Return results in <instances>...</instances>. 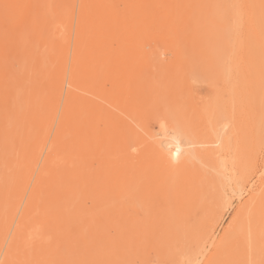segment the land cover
<instances>
[{"label":"rangeland","instance_id":"1","mask_svg":"<svg viewBox=\"0 0 264 264\" xmlns=\"http://www.w3.org/2000/svg\"><path fill=\"white\" fill-rule=\"evenodd\" d=\"M98 1L99 0H0V193H4V191L6 192V190L10 189L12 193L7 194L13 195V191H17L20 188L16 187L15 184L14 186L12 185L14 176L21 171H24L25 175L27 174L24 179L25 181H23L24 185L22 192L13 195L10 204H8L9 206L7 205V207H4L2 210L3 212H1V216H4L5 231L4 235L0 234V264H2L4 260L3 257L7 247H9L8 243H10V240L14 238L24 244L26 241L30 242L32 240H37L39 236L38 234H33L32 230L40 229L44 223L59 220L63 214H66L64 206L60 207V212L54 211L53 207L48 205L47 196L48 191L52 193V191L60 187L65 189L68 182L65 171L66 166L64 167L62 163H65L67 156L72 155V153H67V149L63 150L64 153H59L60 156L56 155L51 166L53 170H49V172L44 169L43 161L46 153L50 151L51 147L54 146L55 150L58 149V143L56 142L54 144V141L59 136L61 137L59 142L62 143L63 147H66L67 141L72 139L74 135L77 139L75 129L79 130L83 125L88 124V121L92 118L87 111L84 109L81 110L79 103H77V95L87 93L76 87V85L87 77L93 76L97 78L102 82L100 93L103 94L109 102L106 101L107 99L105 100L99 97L97 98L98 101L105 104L114 112L121 114L127 122L125 126H129L130 124L136 125L135 121H133L127 112H130V106L133 105V102L137 99V97H135L136 92H139V85H141L144 79L143 75L141 76V67L143 61L146 60L147 57H139L137 54L139 49H143V53L148 55L147 61L149 63L152 62V73L153 77L155 76L154 82L157 85H163V82H165L170 90L176 88L177 90H182V94H186L185 92L189 87L188 82L190 78V82L195 90L194 100L198 109H191L187 112L183 111L181 112V116L188 119L189 127L187 125L186 130L191 132L194 130L197 132L196 135L198 136L195 149H198L196 150L199 157L194 159V164L192 166L200 169L203 168V170L216 173L218 176H222V174L227 172L228 167L224 165L223 170L221 166L218 167L221 172L213 170L211 166L213 161L211 157H213V155L211 154L210 147L213 145V141L217 139L215 134L222 129L220 132L226 135L225 141L230 143V147L228 150L223 151L222 149L219 155L221 158L225 157L226 154L227 156L238 154V156L241 157V146L238 144L237 135L245 134L243 137L244 140H246V136H248V139H253L252 142H250L251 140H249V142L243 140L246 146L248 145L247 142L250 147L251 144L255 146L254 142H257L256 145L258 144L255 147L252 146L253 148L250 149L248 146L246 147L247 151H251L257 147L251 152L252 154H250L252 155L253 161H255L256 167L248 182L255 181L258 175L261 174V170L264 169V10L262 9L264 1L257 0L256 10L251 15V21L256 35L255 40L258 49L256 55L261 77H259V79H253L251 83H249V87H243L246 89V94L244 95V90L240 91L242 90V86H240L241 80L237 81V79L235 81L231 78L223 81V78L219 76L218 69L220 68L216 66L218 60L213 62L214 64L212 62L211 64L207 63L208 66L205 67V70L201 69V65L197 66L194 72L192 71L190 77L181 70V67H173V71H177V73L176 75H172L171 68L167 65L169 61L165 59V51H161L163 56L159 55L152 36L148 35L149 33H146L147 31L144 30V32L141 30L142 27L144 29V18L146 14L144 2H137V0H104L103 2L105 3L100 7L96 5ZM135 3H137L139 7ZM95 5L97 7H95ZM129 7H133V25L128 21L130 19L128 18L130 17ZM113 10L117 12L118 19H116L117 17L114 18L115 16H113V14L111 15ZM22 11L23 14H21ZM219 11L221 10L219 9ZM248 16H246V18H248ZM81 27L83 31H80ZM243 27H246V23H244ZM205 45H209V42L202 41L200 48ZM102 48H104V50ZM144 50L146 51L144 52ZM209 57L206 59L209 60ZM220 59L221 58H219V60ZM129 61L131 65L134 66V74H132L133 77L130 80L132 82L129 81L128 86L130 91H134L132 92V96L128 95L129 98L125 99V95L124 93L122 94V92H126L128 86L126 87L124 84L126 80L121 79L119 68L117 70L116 66H126L130 63ZM218 63L220 64V62ZM147 74L149 75L150 73L147 72ZM61 75L63 76V80L60 85L61 90L58 91L55 86L57 85V76ZM213 75L216 77H213ZM234 89L235 91H233ZM208 92H210L209 95H206ZM214 94L215 98L213 100H218V103L219 100H221L222 103L221 101L220 103L222 105L225 104L222 108H220V106L219 109H217L221 104L219 103V105H217L218 103L216 102L214 103L215 105L213 104L214 107H212L213 100L211 98H213L212 96H214ZM226 94L229 98H227L228 96ZM112 97L114 98L112 99ZM207 97L209 99H206ZM103 100L105 102H103ZM206 100H212V102H210L211 105L209 101L207 103ZM248 101L252 102L250 104V111L253 109L252 112L254 111L255 113V117L251 114V119L249 116L250 114L246 116V113H250V111L247 112L246 109H244L247 108V110H249L247 106ZM122 103H125V105ZM206 103L207 106H209L207 109L211 111V114L210 111L208 112V110L204 109ZM202 105L204 108H202ZM199 108L201 109L199 110ZM211 109L215 111V115L212 114L214 112H212ZM221 110H223V112ZM205 114L208 118L205 117ZM210 115H213L212 118ZM222 115H224V118L221 120L219 116L221 117ZM227 117L231 119V122ZM65 119L67 120L66 122H68L67 125L63 124ZM211 119H213V122H210ZM208 121L212 125L214 124V128L215 126L218 127L216 129L217 131L212 130L213 128L211 127L213 126H211ZM102 123L100 124L103 125L104 123ZM61 125L64 126L61 128ZM247 126L248 128H246ZM238 127L240 130L239 133H237ZM213 131L215 134H213ZM220 132H218V134H221ZM222 134L221 136H223ZM27 141L34 143L38 142V145H40L37 149V159L36 156L33 159L30 158V160L25 158V148L30 145L26 143ZM201 145H203L202 148ZM205 145L206 150L203 149ZM227 146H229V144ZM69 147H71L69 151L73 149L75 152L76 149L77 151L80 150L77 145V140L69 145ZM129 147L131 152L129 156H133L136 150L133 146ZM216 151L218 152V149H215L214 152ZM114 152L115 154L113 156L116 160L124 156V152L121 150H115ZM208 152L210 153L208 154ZM104 153L108 154V151L101 149L99 152H94L89 155L88 161L90 163L97 162L104 156ZM206 154L212 156L207 157ZM110 156L112 157V155ZM80 157V154L75 153L73 155L74 160H76L74 164L79 165L77 160ZM92 158L94 161H92ZM80 172L82 171L80 170L79 173ZM134 173L137 174L135 171ZM177 173H175V175L170 174V177L173 179L168 182L170 183L168 184V189L171 191L177 190V188L181 186L179 181L183 178V175L185 176V172H179L180 175H177ZM40 177L45 178L44 182H48L43 183L44 186L50 185L52 189L47 190L42 188L43 192L41 193L44 197L40 198L39 206L34 210L33 216L30 219L31 221L28 220V226H23L20 231H17L19 229L17 226L18 220L21 218L22 211L31 198L33 188L35 185L39 184ZM248 182L246 184H249ZM205 183L204 195H201V201L198 203L193 213H197L200 218L201 215L204 214V220L210 219L206 222L210 223V225H214V235L211 240L206 243L208 248L204 251V257L201 256L197 264H206L207 261H209V263L211 260L213 261L214 258L212 259L213 256L210 254L215 249V244L217 246L218 243H220L217 240L224 237L222 236L223 232L231 227L233 224L232 222L236 220L240 214H243L240 220L244 219L246 223H244L245 221L241 223V221L238 220L236 227L233 229L234 231H232V235H230L231 241L229 244L234 241L233 248L231 251H227V256H225L226 251L224 254L220 253V255L222 254L223 260L222 258L219 259L226 264H264V203L258 205L259 207L257 206L259 212L255 217L256 219L252 221L249 219V211L252 209L249 208V205H246V207L244 206V202L247 201L249 196L247 192H243L245 189L242 190L241 194L239 193L241 191L236 192L230 189L229 185H226L225 189L227 194H224L226 195V200L221 203L222 199L219 193L217 194V186L209 182ZM143 186L142 183V185L137 186V189H141ZM120 199L124 205L128 206L130 212L133 213L132 215H137L143 220V224L140 227V231H143L142 236L129 238L125 250L115 249L113 252L101 250V247L105 246L106 242L109 244L119 238L112 235L107 238L106 241L105 239L92 240L87 236L85 231H81V233L78 232L77 238L70 239L72 242L68 247L63 239L49 234L44 240L46 246L41 245L40 248L38 245L36 249L31 248L32 250L27 252L29 259L25 260L24 258L23 263L26 264L27 261V264H40L41 261H44L43 263L45 264H83L87 260L83 259L84 261H82L83 257L81 252L87 251L93 255V264H107L108 258L111 259V261L108 262L109 264H184L185 262L191 261L188 260L191 254L190 259L195 258L192 257L195 255V253H193V250H195L193 247L195 245L190 241L193 240V237L191 239L188 238L189 240L187 239L190 233L187 231L189 225H186L187 222L183 221L182 217H180L176 205L168 204L166 199L163 198L157 201L155 198L152 200H145L144 198L139 199L133 197L131 192L126 193V195L123 194ZM91 202L92 200L89 199V204ZM102 203L104 204V202ZM210 204L214 207V209L210 211L211 215L210 213H206L207 211H204L202 214L203 207L205 209V205L207 207ZM114 206L115 202L107 198L105 200V206L103 208L96 207L93 209L92 213L97 217L103 215L105 218L111 217L110 215L115 210ZM215 211L216 213H214ZM215 214L216 216H214ZM219 216L222 217L220 218ZM216 218L218 221H215ZM177 223L179 226L176 225ZM77 224L82 225V222H78ZM244 225L248 227V234H250V229L253 230V239L251 236L250 238L252 240L250 239V241L254 240L255 246H260L259 248L257 247L259 252L256 249V252L259 254L256 253L253 255L254 250L252 249H248L247 251L242 250L243 245L239 234L241 230L243 232V229L240 228H243ZM157 230L159 231L157 232ZM197 230H199V228ZM111 231L113 230L111 229L108 232ZM184 232L185 239L183 238ZM197 233L195 234L198 235ZM245 234H247V232ZM198 238L199 236H197V239ZM245 238L247 239V237ZM188 241L192 244H190V247H192L190 249H193L191 250L192 252L188 248ZM25 247H27V244L23 246V248ZM189 251L191 252L190 254L187 253ZM215 251L216 250L213 252L217 256L218 253H215ZM209 252L211 253L209 254ZM110 254H112L113 257H110ZM208 255H210V257H208ZM206 257L209 259L206 260ZM179 259L181 260L180 262ZM219 259L215 257L214 262H216V260L219 261ZM219 264H222V262Z\"/></svg>","mask_w":264,"mask_h":264},{"label":"bare ground","instance_id":"2","mask_svg":"<svg viewBox=\"0 0 264 264\" xmlns=\"http://www.w3.org/2000/svg\"><path fill=\"white\" fill-rule=\"evenodd\" d=\"M103 1L104 0H99L96 5H99L100 7L103 6V3H105ZM138 1L140 2L142 1L145 3V7L143 6L145 8V13H146L144 18V29L142 27L141 30L147 31L146 33H149L148 35L152 36L153 40L156 43V49L159 55H162L161 53L162 50L165 51L166 54L165 59L169 61L167 62V65H169V68H171L172 75H176L177 73V71H173L172 69L173 67L174 68L181 67V70L190 77L192 71L194 72L197 66L201 65V69L205 70V67L208 66L207 63L211 64V62L213 63L218 60L220 64L217 62L216 66L217 68H220L218 69L220 74L219 76L223 78V81H225V79H231V78L234 79L235 81L237 79H238L237 81L241 80L240 86H242L241 87L242 90L240 91L244 90L243 95L246 94L245 91L246 89H244L243 87L245 86L249 87V83H251L253 79H259V77H261L260 71L258 69L259 68L257 62L258 58L256 55L258 52V49L256 47V40H255L256 35H255V30L253 28V23L251 21V15L255 12L257 7L256 6L257 0H137V2ZM135 4L137 5V3ZM96 5L95 7H97ZM129 8L130 11L131 9L132 11L131 12L129 11L130 17L128 18L130 19L128 21H130L131 25H133L134 24L133 7L132 8L129 7ZM219 9L221 11H219ZM262 9L264 10L263 5H262ZM23 11L21 14H23ZM112 14L113 16H115L114 18L118 16L117 12L114 10L113 12H111V15ZM246 16H248V18H246ZM116 19H118V17ZM244 23H246V27H243ZM131 25L130 28L132 29ZM244 29H245V33H244ZM80 31H83L82 27ZM202 41L209 42V45L207 46L205 45L202 48H200ZM102 49L104 50V48ZM145 51L146 50H144V52ZM137 54L139 55V57L144 56L147 57L148 59V55L146 53H143V49L142 50L139 49V51H137ZM207 57H209L211 60L210 59L207 60L206 59ZM219 58L221 59L219 60ZM147 59L144 60L142 63L143 65L141 67V76L143 75L144 79L141 85H139V92H136L135 97H137V99L133 102V105L130 106L129 108L130 112H127L130 115V117L133 119V121H135L136 125L130 124L129 126H125L127 122L121 114L114 112L105 104L98 101L97 99L98 97L105 100L107 99L103 94L100 93V89L102 85V82L100 80L94 78L93 76L87 77L85 78V80H82V82L80 81L79 84L76 85V87L87 93V94H78L77 103H79V107L81 108V110L84 109L85 111H87L92 118L90 121H88V124L83 125L79 130L75 129V134L77 139L75 138L74 135L72 139H69L67 141L66 147H63L62 143L59 142L61 139V137L59 136L54 141V144L56 142L58 143V149L55 150L54 146L51 147L50 151L46 153L43 161L44 169L47 172H49V170H53L51 166L54 157L56 155L60 156L59 153H64L63 150H67V149H68L67 153L70 154L72 153V155L67 156V160H65V163L64 162L62 163L64 167L66 166L65 171L68 182L67 185L65 186V189L60 187L55 191L51 190L52 193L48 191V196H47V201L49 203L48 205L53 207L54 211L56 210L57 212L58 211L60 212V207L64 206L66 210V214L68 216L66 214H65L66 216L63 214L61 216V219L54 220L53 222H46L42 225L40 229L32 230L33 231L32 233L38 234L39 238L37 240L34 241L32 240L30 242L26 241L25 244H27V247L25 248H23L25 244L22 243L21 241H17L14 238L10 240V243H8L9 247H7L6 249L2 264H16V263L24 264L23 263L24 258L25 260L29 259L27 252L29 250H32L33 248L36 249L38 245L40 246V248L41 245L46 246L44 240L45 237L49 234L54 235V237L57 236L63 239V241L67 244L68 247L71 245L72 242L70 239L77 238L78 232L81 233V231L82 232L85 231L87 233V236L90 237V239L92 240L105 239L106 241V239L112 235L119 238L116 241L110 242L109 244L108 242H106L105 246L101 247V250L109 251V252H113V250L115 251V249L125 250L129 238H133V237L137 238L142 236L143 234V231L142 232L140 231V227L143 224V220L137 215H132L133 213L130 212L128 206L124 205L121 202L120 197L123 194L126 195V193L129 192H131L133 197H137L139 199L144 198L145 200H149V199L152 200L155 198V200L157 201L163 198L166 199L168 204L170 203L171 205L172 204L176 205L180 213L179 214L180 217H182L183 221L187 222L186 225H189L187 231L190 233L187 239L188 238L191 239L193 237L192 238L193 240L190 241L193 242V245H195L193 247L195 250L190 249L192 248L190 247L192 244L189 243L190 241L187 242L189 243L188 248L190 249V251L193 250L194 251L193 253H195L196 256L193 255L192 257L195 258H192L193 259L192 260L190 259L192 255L191 254L188 257L189 258L188 260L191 261L185 262L184 264H197L200 257L203 256V254H205L204 251L206 250V248H208L206 246V243H208L214 235V231H213L214 225H210V223L206 222L210 220L209 218L208 220L207 219L204 220L203 218L204 211H207L206 213H210V211L214 209L213 205L210 204L207 207L205 205V209L203 207V212H202L203 215H201V218L200 216L197 215V213H193L195 212L194 210L196 206L201 201L202 198L201 195L203 194V192H205V184H206L205 182H209L210 184L217 186L218 188L217 194L219 193V196L222 199L221 203H223V201L226 200V195H224L227 194L225 189L226 185H229L230 189L236 192L241 191L239 192L241 194H242V190L245 189V191L243 190V192H247L249 196L247 201L245 200L246 202H244V206L246 207V205H249V208L252 209L251 211H249L250 212L249 219H251L252 221L256 219L255 217L259 212L258 205L264 203V177H263L264 169L262 168L263 170H261L262 171L261 174L258 175L255 181L250 183L248 182L249 178L251 177L256 167L255 161H253L252 155L250 154H252L251 152H253L254 149H256L257 147L252 149L251 151H247L246 147L248 146L249 149L253 148L258 145V144L256 145L257 142L256 143L254 142L255 146L251 144L250 147L248 142L251 139H248V136H246L245 139L248 141L247 142L248 145L246 146L245 145L246 143L243 142L244 140L243 137L245 136V134L244 135L238 134L237 139H238V144L241 146V157L238 156V154H234L231 156H227L226 154L225 157L221 158L219 155L221 154L222 149L223 151L228 150L230 147V143L225 141L226 135L224 134L225 135L224 136L220 132V130L222 129H220L218 132H220L223 136H221V134H218V132L216 133L217 135L215 134L214 131H217L216 129L218 127L215 126L214 128V124L212 125L210 123L213 122L212 121L213 119H215L213 118L211 119L210 122L209 121L208 122L210 123L211 126H213L211 128H213L212 129L214 130L213 134L217 136V139L216 140L213 139L214 140L213 145L210 147L211 154L213 155V157H211L212 155L211 156L208 155L210 152H208V154L206 155L207 157L208 156L211 157V159L213 158L211 164L213 170H217L218 172H221L218 167L221 166L223 170V165H224L228 167L227 172L222 174V176H218L216 173L205 171L203 170V168L200 169L192 166L194 164L193 163L194 159L199 157L197 153L198 149L197 148H196L197 150L195 149V145L198 142V136L196 135L197 132H195L194 130H193L194 132L186 130L188 125V119L185 118L184 116H181V112L183 111L187 112L191 109H196V110L198 109V107L196 106L197 104L195 103L194 100L195 90L193 89V86L190 82V78L188 82L189 87L186 89L185 92L186 94H182L183 91L177 90L176 88L174 90H170L168 86L165 84V82H163V85H157L154 82L155 76L153 77V73H152V68H151L152 62L149 63ZM118 68H119V74L121 75V79L126 80V83L124 82V84L127 87L129 84L128 82L133 77L132 74H134L133 73L134 66L131 65L130 62L129 64L123 67L119 65L116 66L117 70ZM147 72H149L150 74L148 75ZM61 76H57L58 77L57 85L55 86V88L58 91L61 90L60 85L63 80V76L62 77ZM213 77L216 76L213 75ZM133 91H130V88L128 86L126 92H122V94L124 93L125 95L124 98L128 99L129 96H132ZM233 91H235V89ZM209 93L210 92H208L206 95H209ZM212 97L213 98L211 99L213 100L215 98V94ZM113 98L114 97H112V99ZM227 98H229V96ZM206 99L209 98L207 97ZM212 100H208L209 104L210 102H212ZM106 101L109 102L108 99ZM220 101L221 100H219V103ZM103 102L105 101L103 100ZM215 102L218 103V100L217 101L213 100L212 107H214L213 104ZM207 103L205 104L206 105L205 108L202 105L203 106L202 108H204L205 110H208L207 108L209 107L207 106ZM219 103L217 105H219ZM251 103H252L251 101H248L247 106L249 107L248 108L249 110H247V108H244L246 109L247 112L250 111ZM122 104L125 105V103ZM223 105L222 104L219 105L218 108L216 106V108L219 109L220 106H221L220 108H222ZM200 109L201 108H199V110ZM252 110L250 111V113L245 112L247 115L245 113L243 114L246 116L250 114L249 116L251 119L252 116L255 117V113L254 111L252 112ZM209 111L210 110H208V112ZM221 111L223 112V110ZM212 112H214L212 114L215 115V111L212 110ZM223 116L224 115L221 116L222 118L219 116V118L222 120L224 118ZM205 117L208 118L206 114ZM228 118L229 117H227V119ZM229 120L231 122L230 118ZM66 121H67L66 119L63 121L64 125L68 124V122ZM203 121L206 122L205 120ZM100 123H102L103 125H101ZM64 125H61V128ZM161 125H164L166 127L167 129L166 135L163 136L158 135V133L161 131ZM246 128H248V126ZM239 132L240 130L238 127L237 133ZM75 140H77V145L78 148H80V150L77 151L76 149V152L74 149L69 151V149L71 148L69 147V145H71ZM252 140L250 142H252ZM26 143L30 145L28 147L26 146L25 148V152H24L25 158L27 160H30V158L33 159L36 156L37 159V155H38L37 149L40 146L38 145V142L34 143L27 141ZM228 144L229 146H227ZM129 146H133L136 150L135 154L134 155L132 154L133 156H129V154H131ZM202 146L203 145H201V148ZM177 148H179L180 151L178 157L174 155ZM101 149L107 150L108 154L112 155V157L107 153L106 154L104 153V156H102L99 161L90 163L88 161L89 155L97 151L99 152ZM203 149L206 150V145L205 148L203 147ZM215 149H218V152L217 151L214 152ZM115 150L123 151L124 156H122L119 160L114 159L113 155L115 154L114 152ZM75 153L81 155V157L78 158L77 160L79 162V165L74 164L76 160H74L73 155ZM93 158L92 161H94ZM80 170L82 172L79 173ZM134 171L137 174H135ZM179 172H183V173L185 172V176L183 175V178L180 179L179 181L181 183V186L178 187L177 190L171 191L168 189V184H170L168 182H170L171 179H173L170 177V174L175 175V173H177V175H180ZM26 175L24 171H21L14 176L12 185L14 186L15 184L16 187H20V188L17 191H13V195H17V193L20 194L22 192L24 185L23 181H25L24 179ZM39 180H40L39 184L37 183L38 185H35V187L33 188L31 193V198L27 202L26 207H24L21 218L18 220L17 226L19 227V229L17 231H20V229L23 226H28V222H29L28 220L32 218L34 210L36 209V207L39 206L40 198L44 197L43 194L41 193L43 192L42 190L52 189L50 185L44 186L43 183H48V182H44L45 178L40 177ZM247 182L249 184H246ZM142 183L144 186L141 189H137V186L142 185ZM7 193H12V192L9 189L6 190V192L4 191V193L3 192L0 193V234L3 235L5 231L4 229L5 223L3 220L4 216L3 217L1 216L2 215L1 212H3L2 210L4 207H7V205L10 204L11 198L13 197V195H8ZM107 198L115 202L114 212L110 215L111 217L105 218L104 215L101 217H97L94 213H92L93 209H95L96 207L103 208L105 206V200ZM89 199L92 200L90 204H89ZM102 202H104V204ZM214 213H216V211ZM214 216H216V214ZM241 216H243V214L242 215L240 214L239 217L232 222L233 224L231 225V227L228 228L230 229L233 227L231 230L227 229L223 232L222 236L224 237H222V239L220 238L217 240L220 243L215 241L216 243H218V245L216 246L215 244L214 250H216L215 253H218L217 254L218 257L216 256V254H214L213 252L214 250H213L212 253L209 252V254L211 253L210 255L213 256L212 259L213 258L215 259V257L218 259L222 258L221 256L222 254L220 255V253L224 254L225 251H226L225 256H227L228 252L231 251L234 245V241H232L231 244H229V242L231 241L230 235H232V231H234L233 229L236 227L237 222L238 220H240ZM217 218L215 219V221H218ZM240 221L242 223L245 220L241 219ZM78 222H82V225L77 224ZM244 223H246V221ZM176 225L179 226L178 223ZM198 228L199 230H197ZM111 229L113 230L111 231L113 233L108 232ZM240 229H243V232L241 230L239 234V237L241 236V242L243 245L242 250L247 251L248 249L250 250L252 249L254 250L253 255H255L256 253L259 252L258 248L260 246L259 247L255 246V243L253 242L254 240L250 241L251 239L250 237L254 233L253 230L250 229V234H248L249 230L247 225H244V227ZM159 230H157V232ZM185 232L183 233L184 239L186 238L184 237ZM246 232L247 234H245ZM195 233H197L198 235H196ZM197 236H199L198 239ZM245 237H247V239ZM256 249L258 252H256ZM190 251L187 253L190 254L192 252ZM81 254L83 257L82 261H84L83 259H86L87 260L86 262H88V264H93L92 253L87 251V252H81ZM0 255H1V251H0ZM210 255H208V257H210ZM109 256L113 257L112 254H110ZM208 257H206L207 258L206 260L209 259ZM214 259L213 261L210 259L213 263L211 261L210 263L209 261H207V263L214 264L218 261L216 260V262H214L215 261ZM110 261L111 259L108 258L107 264H109L108 262ZM180 261L181 260L179 259V262ZM43 262L44 261H41L40 264H45ZM220 262H222V264L225 263L224 261H221V259H219V261L216 264H219Z\"/></svg>","mask_w":264,"mask_h":264},{"label":"snow or ice","instance_id":"3","mask_svg":"<svg viewBox=\"0 0 264 264\" xmlns=\"http://www.w3.org/2000/svg\"><path fill=\"white\" fill-rule=\"evenodd\" d=\"M167 134V129L164 125H161V131L158 133V135L160 136H163V135H166ZM180 154V151H179V148H177L176 152H175V156H179ZM84 264H88V262H84Z\"/></svg>","mask_w":264,"mask_h":264}]
</instances>
